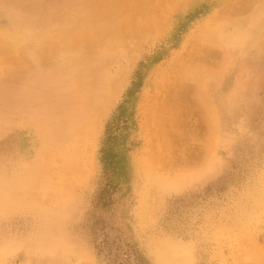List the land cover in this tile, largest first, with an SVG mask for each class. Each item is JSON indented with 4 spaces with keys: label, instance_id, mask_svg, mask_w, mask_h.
<instances>
[{
    "label": "rangeland",
    "instance_id": "374dc122",
    "mask_svg": "<svg viewBox=\"0 0 264 264\" xmlns=\"http://www.w3.org/2000/svg\"><path fill=\"white\" fill-rule=\"evenodd\" d=\"M108 1L130 16L134 13L149 34L145 32L142 42L134 37L123 41L128 28L124 22L119 34H108L97 42L103 55L119 56L107 63L105 73L121 83L116 90L108 89L102 100L105 107L96 136L88 141L93 145L92 156L86 150L91 167L72 171L77 175L76 185L65 182L61 163L50 166L53 159L48 150H41L38 136L19 130L3 132L0 127V181L12 169L9 159L14 154L21 158L13 166L14 181L5 178V185L0 183V264H264V83L256 93L263 99L252 98L259 87L255 82L246 98L228 107L232 114L226 116L227 121L221 110L214 112L213 118L221 119L218 130L208 129V120L191 95L195 102H185L186 96L180 101L186 111L176 117L175 133L163 121V110L179 103L172 94L181 75L178 70L185 63L190 65L189 57L204 55L198 51L213 40L220 41L221 33L233 27V22L264 21V0ZM71 3L80 5L75 0H0V40L4 38L2 44L8 50L0 56L4 68L13 66L17 57L34 64L33 43L43 29L38 26L40 18L49 15L53 22L55 14L66 12ZM233 7L248 11L236 15ZM238 49L248 57L264 59V53ZM72 77L67 84H76L78 77ZM164 100L172 103L164 104ZM40 163L54 171L50 169L53 173L46 183L27 189L29 196L35 195L31 198H39L38 205L25 203L31 199L26 191L19 199L4 198L7 189L14 191ZM53 200L61 206L57 215L48 211Z\"/></svg>",
    "mask_w": 264,
    "mask_h": 264
},
{
    "label": "bare ground",
    "instance_id": "6f19581e",
    "mask_svg": "<svg viewBox=\"0 0 264 264\" xmlns=\"http://www.w3.org/2000/svg\"><path fill=\"white\" fill-rule=\"evenodd\" d=\"M182 1H185V0H182ZM232 1H237V0H232ZM75 2L79 3L80 5L76 6V4L74 5L71 3L66 12L64 13L58 12V14H55V17H53V22L57 24H54L52 21L49 20L51 19L49 15L48 16L46 15L40 18V23L38 26L43 27V29L40 31L41 35L39 36V38L35 39L33 43V46L35 47L36 53H37L36 62L34 64L33 63L27 64L23 60H21L20 57H17L18 59L17 60L14 59L13 61L14 63L13 66L7 65V67L4 68L5 66H3L4 64L2 63L1 57L3 56L4 51L7 49L5 48L4 50V47H3L4 44H2L4 42L3 41L4 38L2 40L3 42L0 40V56H1L0 57L1 58L0 59V69L4 68L3 69L4 71L0 73L1 74L0 75V127H1V131L10 133V132L19 130L21 133H24V134L32 133V135L38 136L39 144L42 148L41 150H48V152H50V159H53L50 166H57L56 162L61 163L65 170V174L67 176L65 178L66 180L65 182L68 183L70 186L72 184H75L76 177H77V175L76 174L74 175L72 171L74 172V170H76L75 173H77V171H81L85 169L88 170V168L91 167L90 160H91V156L93 152V148H91V146L93 145L89 146L88 141L93 140L94 137L96 136L99 121L101 118V113L103 112L102 107H105V106H102V104L104 103V102L102 103V100L104 99L105 94H107L106 92L108 89L115 88L116 90L119 84L121 83L119 82L116 84L112 76H108V74L106 75L105 73V66L107 65V63L112 62V61L116 62L115 60H117L119 56L116 58V55H112V54L109 56L103 55V53H101V51H99L96 48L97 42L100 41L104 36L108 34H111V33L114 34L115 32H118L119 34L120 30H122L121 25L124 22H125L124 24H127L128 28H126L127 31L125 30L126 33H123V35L121 36L123 41L124 40L126 41V39L134 37L137 39L138 42H142L143 40L142 38L145 36V32L148 30V29H145L146 27L144 28L140 26V24H138L139 22L136 21L135 19L136 17H134L135 16L134 13L131 14L133 16L132 17L128 15V13H125L124 10L121 9L122 10L121 11L119 8L114 7L113 5L115 4L112 5L111 2L109 4L106 3V2H109L108 0H75ZM244 6L246 7V5ZM240 7H242V5ZM229 8H232V7L229 6ZM246 10L247 8H239V9L234 8L233 13L236 15L237 14L241 15L242 13H245ZM130 11L132 12V9H130ZM229 11L231 15L232 11L230 9ZM136 12L138 14V11ZM227 14L228 13H226L225 15ZM138 16H140V14H138ZM157 17H159V15ZM141 19H144V18H141ZM158 19H161V17ZM47 20L49 21L45 23ZM241 20L242 19H240V21ZM147 21L149 22V20ZM146 22H144V26H146L145 25ZM257 22L255 24L254 22L250 24L245 21L244 22L241 21L237 23L233 22V25L232 24L230 25L233 27H230V29H227L226 32L221 33L222 38H220L221 39L220 41L213 40L212 42L214 43L211 44V46L203 47L201 48V50L198 51L204 55H202L201 57L200 56L198 57L194 54L196 56L195 58L191 59V57H189V59L192 60V62H189L190 65L185 63L182 70H178V71H181V75L178 77L177 82L175 81L178 85L176 84L177 85L176 87L173 84L176 87L175 88L176 93L175 94L172 92L171 93L175 96V98L179 101V103L178 104L173 103L174 105H170L168 106V108L164 107L165 109L163 108L164 109L163 111L165 112L164 114L165 117L163 120L165 121L164 126L166 128L167 126H169L170 127L169 129H171V133L172 132L175 133L174 130H177L176 125L178 123L177 122H176L177 124L175 123L176 117L182 112L185 113L186 111V110L183 111L184 109L182 106L184 104H180L182 101H184L183 98L185 96H186L185 102L187 103H188V99L189 101L190 99L193 100L191 96H193V98L196 99V106L198 107L197 109L201 113L204 114L203 116L207 118L208 120L207 126L210 131L216 130V129L218 130L219 127L222 125L221 119L213 118L214 112L216 110L218 111L221 110L222 111L221 116L223 117V119H226V116H229L232 114L230 112L231 109H228V107L232 105L234 102L246 98L247 91H249L250 86H252L255 82L257 84L256 86L259 85V87L257 91L254 92L252 98L257 99V100L263 99L262 96L256 95V93L261 91L263 88V87H260V85L264 83V59H261L260 57H257V58L248 57L245 52H242L240 51V49H238V48H241L242 50L244 48L246 51L253 50L256 52L255 54L257 55L264 53V21H261L259 23ZM153 23H155V21ZM7 24L9 23L7 22ZM1 26H3V24H1ZM73 26L74 27L77 26V27L73 28ZM149 26H152V25H149ZM39 27L38 29H40ZM207 31L209 33V30ZM148 32L146 33L149 34ZM24 33L25 32H23V34ZM28 36L30 37V35ZM196 37L197 36L195 35V38ZM255 41H257L256 44H255ZM10 42L12 43V40ZM16 42H18V40H16ZM190 44L192 43L190 42ZM5 47H8V46H5ZM12 56L15 57L16 55L14 56L12 54ZM184 61L182 62L184 63ZM6 63H7V60H6ZM172 67H173V64H172ZM126 72L127 71H125V73ZM74 75L78 77L76 84H73V83L67 84L66 80L70 79L69 77L71 76L74 77ZM169 75L171 74L169 73ZM73 77L72 79L75 78ZM169 79H171V77ZM167 81L165 82L167 83ZM169 84H170V81H169ZM168 89H171V88H168ZM189 89H193V91L191 92V90ZM163 92L164 91H162V94ZM165 92H168L167 88ZM170 97L172 98L173 96H170ZM193 101L195 102V100ZM156 102L158 101L155 100L154 103ZM170 102L172 103V101ZM170 102L168 103V101L165 102L164 100L163 103L170 104ZM236 105L238 106V102ZM191 106H194V105H191ZM191 108L189 107L188 109L191 110ZM192 110H194V108ZM160 112L161 110L159 109V114H161ZM153 114L155 116L156 113L154 112ZM4 121H5V124L4 123L1 124V122H4ZM177 121L179 120L177 119ZM225 121H227V119ZM180 124L181 123H179V125ZM225 127L228 128V122H227V126ZM161 130L163 132V129ZM15 139H16V136H15ZM15 139H12V141H15ZM91 143L94 144V142H91ZM9 146L11 148L12 144L10 143ZM19 146H21V144H19ZM14 147H16V141L14 142ZM86 150L91 152V156H87L88 152H86ZM9 160H8L9 165L12 169H10L9 174H7V176L4 177L0 181V183H2L3 185H5V181L9 182V180L13 178L14 172H15V168L13 169V166L16 167L18 165L19 160H21V158L20 156L15 157V154H14V156H12ZM22 163L23 162H21V164ZM22 165H20V167ZM44 166L45 165H42V163H40L38 169L35 172H32L34 177H32L33 175L31 176L30 174L27 176V173H26L23 180H21L20 185L14 191H9L7 189L9 193L8 192L5 193L4 198H17L18 197L19 199V196L23 197V194L21 192H25V191L27 193V196H29L27 192V189L29 187H32L33 185H42L45 182V180H47L46 177H48L49 179V176L53 173V172L51 173L52 169L50 168V166L48 167L47 166L44 167ZM25 171H29V169H26ZM84 175L86 176V174ZM81 176H79L80 182L84 180L83 178H85V176L84 177H81ZM148 179H150L149 176H148ZM12 181L14 180L12 179ZM59 183L60 182L56 184L60 185V187L63 186V188H65L67 186V185L64 186L63 182H62V185ZM38 188L41 190L39 186ZM54 189H58V188L54 187ZM80 189L81 188H79V190ZM76 191L78 192V190ZM53 193L56 194L58 192L56 193L53 192ZM67 195L68 193L65 196ZM34 196L31 195L29 197L31 198ZM55 197L57 198L56 195ZM78 197H80V195ZM38 199L31 198L29 199L30 201H26L25 203L30 204L31 206H35L39 204ZM58 199H59V196L57 200ZM52 202L53 203L51 205L53 206L51 207L53 208L49 209L48 211L53 212L54 215H57L58 214L57 210L61 206L57 205L55 200H53ZM67 204L69 203L67 202ZM40 206L38 208H40ZM68 206L69 205H67L66 207Z\"/></svg>",
    "mask_w": 264,
    "mask_h": 264
}]
</instances>
